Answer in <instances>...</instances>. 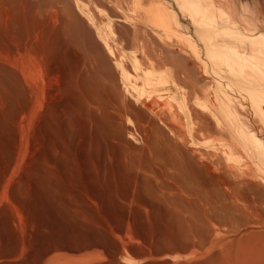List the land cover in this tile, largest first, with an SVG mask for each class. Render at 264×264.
Listing matches in <instances>:
<instances>
[{
    "label": "bare ground",
    "instance_id": "6f19581e",
    "mask_svg": "<svg viewBox=\"0 0 264 264\" xmlns=\"http://www.w3.org/2000/svg\"><path fill=\"white\" fill-rule=\"evenodd\" d=\"M126 1L0 0V97L27 98L34 116L51 114L44 98L94 103L98 127L111 133L123 161L144 155L159 186L174 183L179 195L191 192L232 221L238 215L244 232H264V3L251 6L249 20L227 1ZM37 205L39 225L78 239L76 249L95 240L50 219L42 197ZM255 250L248 263L264 264V244Z\"/></svg>",
    "mask_w": 264,
    "mask_h": 264
},
{
    "label": "rangeland",
    "instance_id": "374dc122",
    "mask_svg": "<svg viewBox=\"0 0 264 264\" xmlns=\"http://www.w3.org/2000/svg\"><path fill=\"white\" fill-rule=\"evenodd\" d=\"M213 1L232 3L249 20L251 6L264 3V0ZM173 3L182 27L197 41L195 27ZM105 26L101 24L104 30ZM49 80H44L45 91L52 87ZM4 95L2 91L0 264H249L247 258L252 259L256 247L264 244L263 230L252 228L251 234L244 232L237 224L236 213H232L237 215L232 221L230 214L228 218L221 210L214 212L206 201L194 200L191 192L182 190L185 194L179 195L174 183L159 186L160 178L144 167V155L127 156L129 161H123L120 146L111 133L98 127L102 120L97 115L95 118L94 103L78 102L76 97L44 98L46 103L52 101L51 114L34 116L27 107V98ZM64 99L67 100L61 103ZM65 131H69L68 135ZM137 139L130 140L135 151H139L135 145ZM41 197L45 199L50 219L75 224L78 233L83 231L80 235H93L95 238L90 239L95 242L76 249L80 245L78 239L68 240L60 235L58 228L40 226L37 219L40 208L36 204ZM31 211L35 214H30ZM222 213L227 218L222 219ZM215 215L221 217L218 219ZM236 225L240 227L239 232ZM45 249L49 251L44 253ZM242 258L246 260L242 262Z\"/></svg>",
    "mask_w": 264,
    "mask_h": 264
}]
</instances>
